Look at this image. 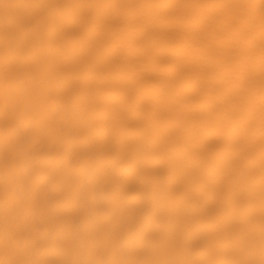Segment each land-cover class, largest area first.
<instances>
[{"label":"bare ground","instance_id":"6f19581e","mask_svg":"<svg viewBox=\"0 0 264 264\" xmlns=\"http://www.w3.org/2000/svg\"><path fill=\"white\" fill-rule=\"evenodd\" d=\"M0 264H264V0H0Z\"/></svg>","mask_w":264,"mask_h":264}]
</instances>
